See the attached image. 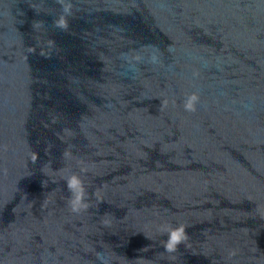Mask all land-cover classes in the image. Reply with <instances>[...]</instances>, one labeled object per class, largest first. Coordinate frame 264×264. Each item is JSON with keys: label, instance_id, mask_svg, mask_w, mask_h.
<instances>
[{"label": "water", "instance_id": "1", "mask_svg": "<svg viewBox=\"0 0 264 264\" xmlns=\"http://www.w3.org/2000/svg\"><path fill=\"white\" fill-rule=\"evenodd\" d=\"M65 3L0 0V264H264V0Z\"/></svg>", "mask_w": 264, "mask_h": 264}, {"label": "clouds", "instance_id": "2", "mask_svg": "<svg viewBox=\"0 0 264 264\" xmlns=\"http://www.w3.org/2000/svg\"><path fill=\"white\" fill-rule=\"evenodd\" d=\"M62 5V11L64 15H62L58 20L54 23L57 27L61 29L67 28V20L66 16L71 15L72 5L70 3H65V0H59ZM155 59V58H153ZM199 97L193 93L189 95L185 102L184 108L186 111H195L196 104L198 102ZM65 157L70 156L69 152L64 153ZM66 189L68 191L69 198L67 200V206L72 213L79 214L80 212L87 210L89 207L86 201V189L84 183L79 175L73 173L65 178ZM166 237L162 243V247L166 253H175L178 250L179 245L185 243L188 240V234L186 231V226L181 224L176 227H169L165 230Z\"/></svg>", "mask_w": 264, "mask_h": 264}]
</instances>
